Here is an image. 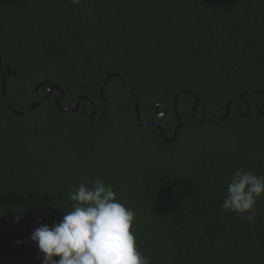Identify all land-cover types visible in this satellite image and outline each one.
<instances>
[{
	"label": "trees",
	"instance_id": "obj_1",
	"mask_svg": "<svg viewBox=\"0 0 264 264\" xmlns=\"http://www.w3.org/2000/svg\"><path fill=\"white\" fill-rule=\"evenodd\" d=\"M0 59V264H41L31 233L97 178L152 264H264V197L252 224L220 207L234 169L264 176V0H0Z\"/></svg>",
	"mask_w": 264,
	"mask_h": 264
},
{
	"label": "clouds",
	"instance_id": "obj_2",
	"mask_svg": "<svg viewBox=\"0 0 264 264\" xmlns=\"http://www.w3.org/2000/svg\"><path fill=\"white\" fill-rule=\"evenodd\" d=\"M89 183L68 189L74 203L59 222L41 224L31 233L30 239L42 254L41 264H152L139 249L132 231L135 212L117 199L111 185L106 186L98 178ZM261 197L264 176L244 168L234 169L221 211L236 213L252 224Z\"/></svg>",
	"mask_w": 264,
	"mask_h": 264
},
{
	"label": "water",
	"instance_id": "obj_3",
	"mask_svg": "<svg viewBox=\"0 0 264 264\" xmlns=\"http://www.w3.org/2000/svg\"><path fill=\"white\" fill-rule=\"evenodd\" d=\"M11 74H15L14 70L11 69L9 65H5L4 68H3V66H2V61H1V59H0L1 92H2L3 99L5 100V102L7 103V106H8L9 108H11V107H10L9 103L7 102V97H6V94H5L4 85H5L6 77L10 76ZM114 76L119 77V74H117V73H113V74H111V75H108V76L105 78V82H104V83H106L111 77H114ZM120 81H121V84L123 85V87H124V88H127V86H126L125 81L123 80V78H120ZM46 84H48V81H47V80H46L45 82H39V83L36 84L34 90H35V91H38L40 87L43 88V87H45ZM103 85H104V84H103ZM103 85H102V87H100V89H99V95H100V98L104 101V109H103V113H104V112H106L107 102L105 101V98H104V96L102 95ZM67 90H69V87H67ZM53 91H57L58 94H59V95H58V98L55 100V104H56V108H57V110L60 111V112H63V111H66V110H70V111H72V112H77V111L79 110V108H80V102H81L82 100H88V96L83 95V96L79 97V99L77 100L76 104L73 105L72 107H69V108H67V107H63V106H61V104H60V100H61V98H62V96H63V92H64L63 88H61L58 84L49 85L48 88H47V96L50 95ZM128 91H129L132 95H134V97L136 98L135 110H136V114H137L136 120H137L138 125H139L141 128H145V127L148 126V125H155L156 127L159 128L161 135H163V129H162V127H161L158 123H156V122H149V123L144 124V125L140 123L138 98H137V96L134 94V92H133L131 89L128 88ZM187 93H190V92L187 91ZM178 94H179V92H177V93L174 95V99H173V111H174L176 114H177V103H176V101H177V98H178ZM47 96H44V97L40 98L39 100H36V101H34V102H31V103L27 106L26 110L23 111V112L18 111V110H15V109H11V110H12V112H13L14 114H17V115H19V116L26 115V113H27L31 108H33V107H35L36 105L40 104L42 101H44V100L46 99ZM193 97H194V105H193V107H192V112H193V114H194L195 116H197L195 111H196V108H197V106H198V98H197V96H195V95H193ZM240 99L244 101V94L241 95ZM159 104H160V103H157V105H156V112H157V109H158ZM228 106H229V102L226 104V114H225L224 118L228 116V112H229V110H228ZM238 106H239V111L241 112V103H240V102H238ZM85 113H86L85 110H83V111L81 112V114H85ZM165 113H166V110L164 109L161 113H157V114H158L159 116H162V115H164ZM248 114H249V111H248V113L245 114V115L247 116ZM95 115H96V107H95L94 105H92V109H91V112L89 113L88 117H89L90 120H93V119L95 118ZM176 116H177V118H178V123L176 124V128H175V130H174V132H173V134H172V137H164V140L167 141V142H170V141L174 140V139L176 138V136H177V133H178L179 129L182 127V121H181L180 116H179L178 114H177ZM222 119H223V118H222ZM222 119H219V120H213V121H214V122H217V121H220V120H222ZM202 122H203V120L201 121V123H202Z\"/></svg>",
	"mask_w": 264,
	"mask_h": 264
},
{
	"label": "flooded vegetation",
	"instance_id": "obj_4",
	"mask_svg": "<svg viewBox=\"0 0 264 264\" xmlns=\"http://www.w3.org/2000/svg\"><path fill=\"white\" fill-rule=\"evenodd\" d=\"M259 109V108H258Z\"/></svg>",
	"mask_w": 264,
	"mask_h": 264
}]
</instances>
